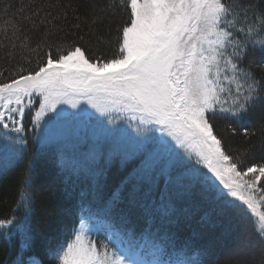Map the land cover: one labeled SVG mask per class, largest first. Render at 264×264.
I'll return each mask as SVG.
<instances>
[{"label":"snow or ice","instance_id":"1","mask_svg":"<svg viewBox=\"0 0 264 264\" xmlns=\"http://www.w3.org/2000/svg\"><path fill=\"white\" fill-rule=\"evenodd\" d=\"M14 7L0 8V51L9 65L0 70V172L23 160L30 139L63 154L75 137L71 147L83 149L72 170L86 185L79 227L49 257L209 264L203 230L235 214L258 221L264 264V59H247L250 48L264 54V8L250 22L244 0H83L70 23L72 5ZM117 13L126 17L118 21ZM253 113L243 148H232L217 119L240 124ZM31 172L30 164L20 170L17 208L31 204ZM97 210L116 222L102 243L90 228ZM31 215L29 208L19 219H0V228L20 235L13 264H44L23 255L35 239ZM182 224L191 236H180ZM149 247L156 258L144 260ZM226 264L257 261L238 247Z\"/></svg>","mask_w":264,"mask_h":264},{"label":"trees","instance_id":"2","mask_svg":"<svg viewBox=\"0 0 264 264\" xmlns=\"http://www.w3.org/2000/svg\"><path fill=\"white\" fill-rule=\"evenodd\" d=\"M232 3H240V0H231ZM5 3H11L15 9L22 5L32 4H49L60 3L65 6L72 5L68 9V21H73L72 10L81 8L83 0H0V8H3ZM246 15L248 21L253 20V13L259 15V9L264 8V0H244ZM29 13L25 11L24 15ZM16 15L20 14L16 12ZM126 17V13H117V20ZM258 27V25H257ZM75 31L74 29L72 30ZM113 37L115 32L111 34ZM107 39L108 36L106 35ZM114 43V40H113ZM101 47H104L101 45ZM249 61L260 62L264 59V54H261L256 49H249ZM9 67L3 52L0 51V70ZM7 74V73H6ZM237 128V134L233 135L228 131L227 125ZM256 124V114H250L248 118L236 124L232 121L217 119V126L223 129L225 136L229 139L232 148L242 149L241 141L244 139L242 128H251ZM31 133V128L29 127ZM251 142L256 145L255 155H262L259 146V134L251 138ZM83 149H72L68 152V157H72V165L63 163L65 157L64 152L61 154L57 150L42 151L36 139H30L27 146V152L23 160L19 161L16 167L10 168L6 173L0 172V219L11 218L13 215L19 219L29 208L32 211L31 229L35 237L33 245L27 249L23 255L25 260L30 256H37L43 259L44 264H56L49 255L47 250L55 247L63 240L70 239L69 233L75 225L79 227L77 217L81 215L78 211L79 195L82 188H86L83 179L73 174V168L81 159ZM67 153V152H66ZM65 153V154H66ZM79 154V155H78ZM62 155V158H61ZM67 155V154H66ZM30 164L31 172V204L24 208H17L19 201V193L22 191L20 184V170L25 165ZM118 162L113 165L112 171L118 168ZM98 214L92 220L93 225L106 226L102 220L107 222V225H115L116 222L97 210ZM109 223V224H108ZM227 226V227H226ZM125 227L133 228L134 223H129ZM258 227V221L255 217L248 215H231L220 226L215 229H204V234L199 238V242L205 245H210L211 255L209 256V264H226V258L229 257L221 248H216L215 239L219 238L227 247H231L235 239L246 236L249 238L250 247L243 251L247 258L257 261L259 264L260 247L259 239L254 229ZM227 229V231H226ZM179 234L182 238L191 236L192 231L186 225H180ZM232 240V242H230ZM20 253V235L14 226H9L7 229L0 228V264H13L17 255Z\"/></svg>","mask_w":264,"mask_h":264},{"label":"rangeland","instance_id":"3","mask_svg":"<svg viewBox=\"0 0 264 264\" xmlns=\"http://www.w3.org/2000/svg\"><path fill=\"white\" fill-rule=\"evenodd\" d=\"M65 107H68V106H65ZM85 107H88V106L85 105ZM71 111H77V110L71 109ZM89 111H94V110L89 107ZM120 123L123 124V126L127 127L126 122L121 121ZM156 135H160V134L156 133ZM74 142H75V137H72V138L69 139L68 145L66 146V149H65V152H64L65 157L63 159V163H65V164L72 165L71 163H69V162H72L71 161L72 157H71V159L68 157V152L73 149L71 147V144L74 143ZM102 222L105 225H107V222L104 219L102 220ZM90 228H91L92 232L95 233V235H93L92 238L97 239L101 243L104 242L108 238H112L111 237V233L109 232V230H108V228L106 226H100V225L93 226L92 221H91ZM230 242H232V240ZM214 245L216 246V248H218V247L221 248L225 252V254L229 256L233 252L234 249L240 247L244 251V250L248 249L251 244L249 243V238H247L246 236H244L242 238L238 236L235 239V242H234V244L231 247L225 246L223 244L222 240H220L219 238L215 239V244ZM146 249H148V250H145V252L142 253L141 258L143 259V258L146 257L147 260L155 259L156 258L155 256L149 254V251L152 250V249L150 247L146 248Z\"/></svg>","mask_w":264,"mask_h":264}]
</instances>
